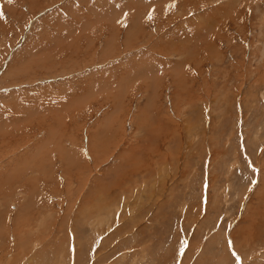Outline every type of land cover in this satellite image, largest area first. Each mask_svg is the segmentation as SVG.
Here are the masks:
<instances>
[{
	"label": "rangeland",
	"instance_id": "rangeland-1",
	"mask_svg": "<svg viewBox=\"0 0 264 264\" xmlns=\"http://www.w3.org/2000/svg\"><path fill=\"white\" fill-rule=\"evenodd\" d=\"M0 264H264V0H0Z\"/></svg>",
	"mask_w": 264,
	"mask_h": 264
},
{
	"label": "bare ground",
	"instance_id": "bare-ground-1",
	"mask_svg": "<svg viewBox=\"0 0 264 264\" xmlns=\"http://www.w3.org/2000/svg\"><path fill=\"white\" fill-rule=\"evenodd\" d=\"M44 127V126H43ZM48 127V126H47ZM59 127V126H58Z\"/></svg>",
	"mask_w": 264,
	"mask_h": 264
}]
</instances>
